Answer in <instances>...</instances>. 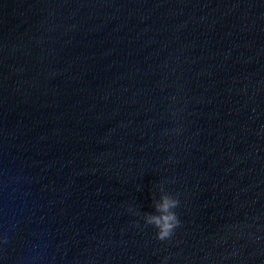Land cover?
I'll return each mask as SVG.
<instances>
[{
	"label": "water",
	"instance_id": "obj_1",
	"mask_svg": "<svg viewBox=\"0 0 264 264\" xmlns=\"http://www.w3.org/2000/svg\"><path fill=\"white\" fill-rule=\"evenodd\" d=\"M0 241V264H264V0H0Z\"/></svg>",
	"mask_w": 264,
	"mask_h": 264
},
{
	"label": "clouds",
	"instance_id": "obj_2",
	"mask_svg": "<svg viewBox=\"0 0 264 264\" xmlns=\"http://www.w3.org/2000/svg\"><path fill=\"white\" fill-rule=\"evenodd\" d=\"M179 204L180 201L176 196L163 195L155 205V213L158 214H146L143 217L144 224L155 229V238L157 240H169L180 226L181 221L176 212ZM128 211L132 212V209L129 208Z\"/></svg>",
	"mask_w": 264,
	"mask_h": 264
}]
</instances>
